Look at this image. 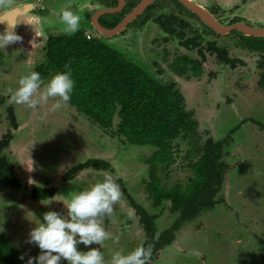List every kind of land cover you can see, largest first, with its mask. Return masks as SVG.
<instances>
[{
    "label": "rangeland",
    "instance_id": "1",
    "mask_svg": "<svg viewBox=\"0 0 264 264\" xmlns=\"http://www.w3.org/2000/svg\"><path fill=\"white\" fill-rule=\"evenodd\" d=\"M194 1L209 11L217 9L212 14L220 22L235 18L264 25V0ZM27 3L30 7L13 21L21 39L0 48V139L10 133L1 153L18 182L15 186L0 183V232L9 238L15 264H23L18 259L21 254H37L38 249L25 240L43 212H63L73 193L106 175L119 186L121 196L113 203V212L100 220L104 230L118 239L114 241L110 236L98 245L81 243L78 250L97 247L104 264H109L112 252L127 253L142 242L143 230L127 196L155 215L158 231L168 227L176 216L168 210V201L153 207L143 189L147 175L142 159L150 154L151 146L130 144L102 130L68 101L50 110L56 98L35 108L11 99L18 78L43 61L46 37L66 33L59 17L65 8L80 14L79 27H84L90 36H100L159 83H173L184 98L185 108L197 121L199 142L223 139L221 158L228 168L213 198L216 202L175 229L172 241L147 264H264V89L258 83V55L234 45L230 36L204 32L200 19L166 1L149 11L147 17L106 37L93 29L87 17L104 5L101 0H0V13ZM158 14H163L165 24L172 25V32L153 20ZM8 25V21H0V28ZM196 33L198 44L194 46L189 37ZM209 41L224 46L235 59L234 65L224 63L206 47ZM178 54L198 59L200 74L184 77L172 69V60ZM187 146L185 140L175 139L174 163L158 169L165 187L174 183L183 186L191 175L189 158L183 156ZM90 157L105 159L111 170L85 167L66 175L71 166ZM34 185H52L55 190L50 197L37 199L29 193ZM126 221L129 224L121 231ZM60 264L66 261L61 259Z\"/></svg>",
    "mask_w": 264,
    "mask_h": 264
},
{
    "label": "trees",
    "instance_id": "2",
    "mask_svg": "<svg viewBox=\"0 0 264 264\" xmlns=\"http://www.w3.org/2000/svg\"><path fill=\"white\" fill-rule=\"evenodd\" d=\"M137 1L125 0L120 11L100 15L99 24L104 27L114 26ZM163 1L173 3L175 7L199 19L177 0H154L126 27L135 24L138 19L147 17L149 11L161 6ZM103 2L104 5L109 6L114 5L116 0H103ZM216 10L214 8L210 11L215 14ZM87 17L89 18V15ZM162 17L163 14H158L153 16V20L165 31L172 32V25L165 24ZM236 20L239 19L232 18L229 22ZM201 24L204 32L219 35ZM177 34L182 36L180 32ZM224 35L232 37L234 45L258 55L256 62L259 69L258 83L264 89V35H244L235 29ZM189 41L197 46V33L189 37ZM206 44V47L216 52L224 63L234 65L235 59L228 55L224 46L214 45L212 41ZM43 50V61L34 65L32 71L39 72L44 81L57 71L70 70L73 88L68 102L76 111L102 130L113 132L130 144L152 147L150 154L142 159L146 164L147 175L143 189L153 207L160 205L164 200L168 201V210L176 213V216L168 227L158 231L154 222L155 215L147 212L127 196L143 230L141 243L145 246L150 245L152 249L148 263L160 249L172 241L175 229L216 202L213 198L228 168L221 158L223 139L206 138L203 142H199L197 121L192 116L191 110L185 108L184 98L174 84L159 83L142 67L108 45L100 36L87 37L84 27H79L71 34L48 35ZM171 67L184 77L197 76L202 70L198 59L183 54L174 56ZM250 120L262 126L257 120ZM12 124L15 125L14 122ZM9 137L10 133L0 139V183L15 186L18 183L17 178L1 153ZM178 138L188 144L183 156L189 158L187 166L191 175L187 177L183 186L174 183L165 187L161 184L157 171L160 167L165 169L174 163L173 142ZM85 167L111 170L105 159L90 157L71 166L66 171V175ZM54 190L52 185H34L29 193L33 198L45 199L50 197ZM128 224V221L123 223L120 226L121 231H124ZM15 263L16 258L9 238L0 232V264Z\"/></svg>",
    "mask_w": 264,
    "mask_h": 264
},
{
    "label": "clouds",
    "instance_id": "3",
    "mask_svg": "<svg viewBox=\"0 0 264 264\" xmlns=\"http://www.w3.org/2000/svg\"><path fill=\"white\" fill-rule=\"evenodd\" d=\"M59 17L66 33L71 34L78 29L81 18L78 12L65 8L60 11ZM15 24L0 28V48L4 49L21 39L14 31ZM85 34L90 36L87 32ZM72 88L70 70L57 71L46 82L39 72L30 71L18 78L11 99L28 108H35L49 98H56L50 105V110H55L69 101ZM120 196V188L110 175L73 193L66 200L63 212L49 209L36 219L34 226L28 230L25 242L34 245L38 252L34 256L21 254L18 259L23 264H60L61 259L66 264H104L103 254L97 247L82 251L77 245H98L111 236L102 227L100 217L113 212V203ZM111 238L114 241L118 239L117 236ZM151 251V246L143 243L127 253L116 250L111 254L110 264H147Z\"/></svg>",
    "mask_w": 264,
    "mask_h": 264
},
{
    "label": "water",
    "instance_id": "4",
    "mask_svg": "<svg viewBox=\"0 0 264 264\" xmlns=\"http://www.w3.org/2000/svg\"><path fill=\"white\" fill-rule=\"evenodd\" d=\"M154 0H138L130 10L125 13L121 19L112 27H104L99 24L98 17L104 13H113L120 11L124 6L125 0H116L115 5H100L97 9L90 15V24L92 27L102 36H110L118 33L123 29L132 19L137 15L142 13V11ZM186 9L193 12L201 20V22L208 27L210 30L217 34H226L231 30L235 29L244 35L252 36H263L264 35V25L256 26L253 24L246 23L245 21L236 20L232 22L223 23L220 22L215 16L207 10L204 6L196 3L194 0H177ZM30 7V4L25 5H15L10 9L2 12L0 14V21H7L8 17H14L23 11L25 8ZM12 21V23H13Z\"/></svg>",
    "mask_w": 264,
    "mask_h": 264
},
{
    "label": "bare ground",
    "instance_id": "5",
    "mask_svg": "<svg viewBox=\"0 0 264 264\" xmlns=\"http://www.w3.org/2000/svg\"><path fill=\"white\" fill-rule=\"evenodd\" d=\"M25 9H26V8H25ZM25 9H24V10H25ZM7 21H8V22H9V24H10V23H12V21H13V18H12V17H8Z\"/></svg>",
    "mask_w": 264,
    "mask_h": 264
},
{
    "label": "flooded vegetation",
    "instance_id": "6",
    "mask_svg": "<svg viewBox=\"0 0 264 264\" xmlns=\"http://www.w3.org/2000/svg\"><path fill=\"white\" fill-rule=\"evenodd\" d=\"M101 1H103V0H101ZM28 4V3H27ZM116 4V3H115ZM89 18H90V16H89ZM99 18V17H98ZM90 21V20H89Z\"/></svg>",
    "mask_w": 264,
    "mask_h": 264
},
{
    "label": "built area",
    "instance_id": "7",
    "mask_svg": "<svg viewBox=\"0 0 264 264\" xmlns=\"http://www.w3.org/2000/svg\"><path fill=\"white\" fill-rule=\"evenodd\" d=\"M86 36L88 37V35L86 34Z\"/></svg>",
    "mask_w": 264,
    "mask_h": 264
},
{
    "label": "crops",
    "instance_id": "8",
    "mask_svg": "<svg viewBox=\"0 0 264 264\" xmlns=\"http://www.w3.org/2000/svg\"><path fill=\"white\" fill-rule=\"evenodd\" d=\"M4 11V10H3Z\"/></svg>",
    "mask_w": 264,
    "mask_h": 264
}]
</instances>
